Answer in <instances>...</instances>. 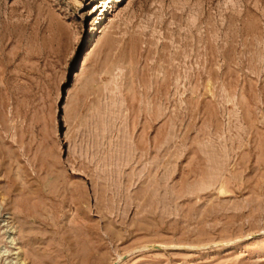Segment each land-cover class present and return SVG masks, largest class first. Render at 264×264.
<instances>
[{"label":"rangeland","instance_id":"rangeland-1","mask_svg":"<svg viewBox=\"0 0 264 264\" xmlns=\"http://www.w3.org/2000/svg\"><path fill=\"white\" fill-rule=\"evenodd\" d=\"M0 264H264V0H0Z\"/></svg>","mask_w":264,"mask_h":264},{"label":"bare ground","instance_id":"bare-ground-1","mask_svg":"<svg viewBox=\"0 0 264 264\" xmlns=\"http://www.w3.org/2000/svg\"><path fill=\"white\" fill-rule=\"evenodd\" d=\"M9 229V228H8ZM8 234L9 233V236L8 235H6V236H8L7 237V239H9V243H13V241H14V238L13 237H11V233H10V230H8V231H6L4 234ZM12 245V244H11ZM14 246V245H13ZM4 256V255H3Z\"/></svg>","mask_w":264,"mask_h":264}]
</instances>
